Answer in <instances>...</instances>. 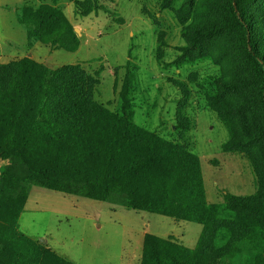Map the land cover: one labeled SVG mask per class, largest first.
Instances as JSON below:
<instances>
[{
    "label": "rangeland",
    "instance_id": "374dc122",
    "mask_svg": "<svg viewBox=\"0 0 264 264\" xmlns=\"http://www.w3.org/2000/svg\"><path fill=\"white\" fill-rule=\"evenodd\" d=\"M231 3L0 0V65L30 58L53 71L77 67L94 82L86 95L118 115L130 72L132 123L198 156L207 206H220L203 237V225L31 186L20 234L71 264H142L147 234L192 250L202 243L211 264H264V212L232 201L264 206V104ZM244 9L264 56V0ZM71 35L75 53L51 46ZM18 151L0 152V191Z\"/></svg>",
    "mask_w": 264,
    "mask_h": 264
},
{
    "label": "trees",
    "instance_id": "16d2710c",
    "mask_svg": "<svg viewBox=\"0 0 264 264\" xmlns=\"http://www.w3.org/2000/svg\"><path fill=\"white\" fill-rule=\"evenodd\" d=\"M245 1L232 0L230 10L257 69L264 104V56ZM51 46L75 53L79 44L71 35ZM79 75L77 67L53 71L30 58L0 65V152L6 146L19 150L1 175L0 264H71L17 231L31 186L203 225V237L220 209L207 206L198 156L132 123L130 72L120 115L87 96L83 86L89 90L94 82ZM232 201L245 211L264 212L253 202ZM200 246L192 250L147 234L142 264H211V249Z\"/></svg>",
    "mask_w": 264,
    "mask_h": 264
},
{
    "label": "crops",
    "instance_id": "0c3cea01",
    "mask_svg": "<svg viewBox=\"0 0 264 264\" xmlns=\"http://www.w3.org/2000/svg\"><path fill=\"white\" fill-rule=\"evenodd\" d=\"M143 213V212H142Z\"/></svg>",
    "mask_w": 264,
    "mask_h": 264
}]
</instances>
